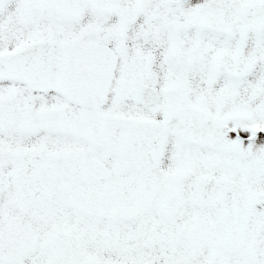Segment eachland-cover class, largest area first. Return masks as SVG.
Segmentation results:
<instances>
[{"label":"snow or ice","instance_id":"6c2138e0","mask_svg":"<svg viewBox=\"0 0 264 264\" xmlns=\"http://www.w3.org/2000/svg\"><path fill=\"white\" fill-rule=\"evenodd\" d=\"M0 264H264V0H0Z\"/></svg>","mask_w":264,"mask_h":264}]
</instances>
